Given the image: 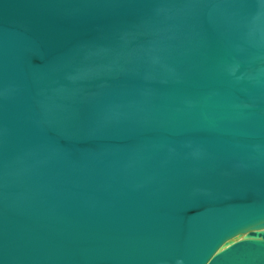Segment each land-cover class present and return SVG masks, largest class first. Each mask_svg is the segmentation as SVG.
<instances>
[{"label": "water", "instance_id": "water-1", "mask_svg": "<svg viewBox=\"0 0 264 264\" xmlns=\"http://www.w3.org/2000/svg\"><path fill=\"white\" fill-rule=\"evenodd\" d=\"M0 264H264V0H0Z\"/></svg>", "mask_w": 264, "mask_h": 264}]
</instances>
